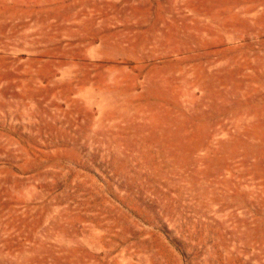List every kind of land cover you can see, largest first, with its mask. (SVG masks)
I'll return each mask as SVG.
<instances>
[{
	"label": "rangeland",
	"instance_id": "1",
	"mask_svg": "<svg viewBox=\"0 0 264 264\" xmlns=\"http://www.w3.org/2000/svg\"><path fill=\"white\" fill-rule=\"evenodd\" d=\"M0 1V264H264V0Z\"/></svg>",
	"mask_w": 264,
	"mask_h": 264
},
{
	"label": "bare ground",
	"instance_id": "2",
	"mask_svg": "<svg viewBox=\"0 0 264 264\" xmlns=\"http://www.w3.org/2000/svg\"><path fill=\"white\" fill-rule=\"evenodd\" d=\"M1 2V1H0ZM4 4V3H3ZM1 7V6H0ZM2 11V10H1ZM2 15H1V12H0V23H2L3 22V20H2ZM1 65V64H0ZM1 74V73H0ZM1 82V81H0Z\"/></svg>",
	"mask_w": 264,
	"mask_h": 264
}]
</instances>
